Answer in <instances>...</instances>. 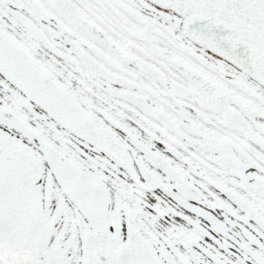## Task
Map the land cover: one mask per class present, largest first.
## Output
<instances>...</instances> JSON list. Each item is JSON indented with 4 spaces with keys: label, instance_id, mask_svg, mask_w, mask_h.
<instances>
[{
    "label": "snow or ice",
    "instance_id": "snow-or-ice-1",
    "mask_svg": "<svg viewBox=\"0 0 264 264\" xmlns=\"http://www.w3.org/2000/svg\"><path fill=\"white\" fill-rule=\"evenodd\" d=\"M0 264H264V0H0Z\"/></svg>",
    "mask_w": 264,
    "mask_h": 264
}]
</instances>
